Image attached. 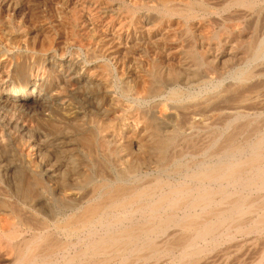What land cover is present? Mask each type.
<instances>
[{"label": "bare ground", "instance_id": "obj_1", "mask_svg": "<svg viewBox=\"0 0 264 264\" xmlns=\"http://www.w3.org/2000/svg\"><path fill=\"white\" fill-rule=\"evenodd\" d=\"M79 1L0 0V264H264V0Z\"/></svg>", "mask_w": 264, "mask_h": 264}, {"label": "rangeland", "instance_id": "obj_2", "mask_svg": "<svg viewBox=\"0 0 264 264\" xmlns=\"http://www.w3.org/2000/svg\"><path fill=\"white\" fill-rule=\"evenodd\" d=\"M59 3H57V2ZM82 1V0H81ZM91 1H94V0H91ZM97 1V4H99L100 5V7L101 6H103L104 4L106 5L107 3L108 4H115V2L117 3V4H119L118 5V8L119 9H116V10H114V11H108V12H102V10H101V12L97 9V15L99 14V15H103V16H99L98 15V19H100V21H99V24L96 22V24H95V28L93 29H91L90 30V32H91V34L93 33V35L95 36L96 35V37H98V36H100L101 34H102V32L104 31V30H106L107 28H109L110 27V24H113V25H119L120 23H121V21H123V15L122 14H126V13H128V12H130V11H133L134 9V11L136 12L137 11V13H139V12H143V11H154V12H158V13H162V12H164V8L162 9L161 7H163V6H161V5H159V4H155V7H154V5H150V6H146V5H142L141 3H139V1H141V0H112V2H111V0H109L110 1V3H109V1L108 0H96ZM106 1V2H105ZM108 1V2H107ZM123 1V2H122ZM128 1V2H127ZM80 3V1L79 0H55V7H56V11H57V8H59L58 9V11L57 12H61V14H64L63 16L64 17H66V13H67V17L66 18H68L69 19V17H70V15H71V17L74 15L75 16V14L77 13V11H78V9H77V5ZM136 2V3H135ZM66 3V4H65ZM104 3V4H103ZM123 3V4H122ZM125 3V4H124ZM128 3V4H127ZM135 3V4H134ZM57 4V5H56ZM65 4V5H64ZM72 4V5H71ZM103 4V5H102ZM127 4V5H126ZM130 4V5H129ZM61 5V6H60ZM63 5H64V7H63ZM158 5L160 6V8L158 7ZM58 6V7H57ZM75 6H76V8H75ZM124 6V7H123ZM136 6V7H135ZM152 6V7H151ZM140 7V8H139ZM143 7H144V9H143ZM64 8V9H63ZM68 8V9H67ZM69 8H71V10H69ZM137 8V9H136ZM146 8H148V9H146ZM154 8V9H153ZM158 8H159V11H157L158 10ZM138 9L140 10V11H138ZM151 9V10H150ZM67 10V11H66ZM69 10V11H68ZM62 11H63V13H62ZM69 12H70V15L68 16V14H69ZM73 12H75V13H73ZM95 12V11H94ZM98 12H100V13H98ZM118 12V13H117ZM109 13H111V14H109ZM119 14H121V15H119ZM80 15V16H79ZM79 15L76 17L75 16V18L73 19V18H71L70 17V20L71 21H73L74 22V25L75 26H78V27H75V26H73L72 27V29L74 30L75 28H77V30L75 29V31H78V30H80V29H82V27L85 29V31H86V33L89 31V24H88V19H87V17H85L86 15H84V14H82L80 11H79ZM119 15V16H118ZM83 16V17H82ZM106 16V17H105ZM108 16V17H107ZM120 18H118V17ZM112 17V18H111ZM115 17H117V18H115ZM122 17V18H121ZM81 18V19H80ZM76 19V20H75ZM86 19H87V22H86ZM118 19V20H117ZM80 20H82V21H80ZM114 20V21H113ZM76 21L77 22H79V23H77V25H76ZM85 21V22H84ZM108 21V22H107ZM84 22V23H83ZM81 23V24H80ZM87 23V24H86ZM103 23V24H102ZM79 24V25H78ZM109 24V25H108ZM81 26V27H80ZM101 26V27H100ZM80 27V28H79ZM100 27V28H99ZM79 28V29H78ZM104 29V30H103ZM96 31V32H95ZM102 31V32H101ZM97 33H99V34H97ZM145 46H147V45H145ZM146 50V51H145ZM170 50V53L172 54L173 52L172 51H175V50H173V48L172 49H169ZM168 50V51H169ZM172 50V51H171ZM151 53H153V52H150L149 51V48H148V46H147V48L146 47H144V51H143V53H142V58L144 59V60H146V66L148 67V68H146L148 71L149 70H152L154 67H156V66H154V65H164V64H167L169 61H168V59L166 60L165 58H160L161 59V61L159 62V56L157 55V54H151ZM148 56H147V55ZM150 54V55H149ZM143 55H144V57H143ZM155 55V56H154ZM153 57H155V59H151V58ZM157 57V58H156ZM150 58V59H149ZM156 59H157V61H156ZM163 60V61H162ZM152 61H153V63H155V64H153L152 63ZM155 61V62H154ZM167 63H166V62ZM150 63V65H148V63ZM162 62V63H161ZM165 62V63H164ZM151 64L154 66L152 69H151ZM150 66V67H149ZM229 78V79H228ZM231 79V77L230 76H227L226 77V79H225V82L227 81V80H230ZM114 80H116V81H114L115 83H114V86H113V92H114V94H116V96H120V98L121 99H123V101H125L126 103H128V104H131V105H133L134 106V104H135V106H134V109H135V111L137 110L138 112H139V110L140 111H142L143 109H147V108H149L150 106L151 107H154L155 106V104L153 105V103H155L156 102V100L154 101V99L153 98H149V100L151 101V102H149V100H146V99H143L142 100V98H140V100H139V98H138V100H137V98H130L129 99V97H127V96H125V95H123V93L121 92L122 90H120L121 89V85H120V83H119V80L114 76ZM118 84V85H117ZM211 84V85H210ZM207 83V84H204L203 86L202 85H199V86H190V87H182V86H176L177 87V89L179 90V89H181V91L185 94V95H194V93L196 94V95H198V94H204V93H206V90H207V92H209V90L211 91L212 89H213V87H214V85H215V83ZM115 86H117V87H115ZM208 86H210V87H208ZM118 87H120V89L118 88ZM200 87V88H199ZM204 87V88H203ZM208 87V88H207ZM119 90H118V89ZM191 88V89H190ZM203 88V89H202ZM210 88H212V89H210ZM195 91V92H193L192 93V91L193 90ZM189 92H188V91ZM200 90H201V92L202 93H200ZM203 90V91H202ZM185 91H187V92H185ZM197 91H199V92H197ZM240 90H238V92H239ZM117 92V93H116ZM189 93V94H188ZM118 96V97H119ZM122 96H123V98H122ZM125 97V98H124ZM233 98H234V95L233 94H229L228 96H227V99L226 100H222V101H220V102H218V103H216V105L217 106H220V105H226V104H228V102H231L232 100H233ZM127 99H129V100H127ZM152 99V100H151ZM136 100H137V102H136ZM128 101V102H127ZM144 101V102H143ZM148 101V102H147ZM140 102H142V103H140ZM138 103V104H137ZM149 103V104H148ZM224 103V104H223ZM139 105V106H137V105ZM142 105V106H141ZM144 106V107H143ZM148 106V107H147ZM137 107H139V108H137ZM137 111H136V113H137ZM186 114V113H185ZM184 114V112H182L181 113V118H180V122H184V120H186V118H187V116ZM185 115V116H184ZM185 117V118H184ZM233 120V121H232ZM228 123H221V124H218V125H215L214 126V128H212V132L210 131H208L207 132V135H208V133H210L209 135L212 137L213 135L215 136V137H219V138H216L217 140L219 139V140H221V141H219V142H216V145H220V142H223L222 140V138L225 136H227L231 131H232V128L230 127V125L231 126H236V125H234L235 124V122L236 121H234V118L232 119H229L228 121H227ZM232 123V124H231ZM228 124V125H227ZM223 125V127H221ZM225 125V126H224ZM227 125V126H226ZM217 127H218V129H217ZM217 130H216V129ZM214 130H216V131H214ZM230 130V131H229ZM219 132V133H218ZM221 132V133H220ZM204 133V131L202 130H200V133H199V135L201 134H203ZM213 133V134H212ZM215 133H218V134H220V136L218 135H216ZM204 134H206V133H204ZM223 134H225V135H223ZM245 136V135H244ZM243 136V134H242V136L241 137H244ZM199 137V136H198ZM198 137L196 136V138L198 139ZM202 137H203V135H202ZM222 137V138H221ZM224 137V138H225ZM241 137H239V138H241ZM225 140V139H224ZM212 149H214V147L213 148H211V150H206L207 151V153L210 155V152L212 151ZM209 151V152H208ZM206 152H203L202 154H200L201 156H199L198 158H203L204 157V159H208L209 158V155L208 154H205ZM207 155V156H206ZM190 157H193L194 158V156H189L188 158L189 159H191ZM188 158H186V160H188ZM191 163V162H190ZM154 173H156V172H154ZM171 175H172V177H173V175H174V173H172V174H170L169 176L168 175H166V176H164L165 178L167 177V178H170L171 180H174V181H177V180H180L181 179V177L179 178V175L177 176V175H174V177L173 178H175V179H172V177H171ZM238 236V237H237ZM237 236L235 235V237H234V239H239V240H241L242 239V237H243V235L241 236V234H237ZM260 239H261V236L259 237ZM227 240L229 241L228 243H224V242H227ZM231 240H233V239H231ZM231 240H229V239H227L226 238V240L225 241H222L221 240V245L218 243V245L216 246V247H218L217 249H219L223 244V246H227L230 242H231ZM223 246L221 247V248H223ZM216 247H212L213 249H212V251H211V249L208 251V252H210L211 254H214L216 251H217V249H215ZM247 248L246 247H244L243 248V250L241 251V254L239 255V257L237 258V259H240L241 261H243L244 259L246 260L248 257H249V255L251 256V255H253L254 254V252H255V249H250V250H247ZM246 251V252H245ZM213 252V253H212ZM244 253V254H243ZM250 253V254H249ZM243 254V255H242ZM248 254V255H247ZM210 256V255H209ZM242 256V257H241ZM248 256V257H247ZM237 259H236V261H237ZM244 260V261H245ZM235 261V260H234Z\"/></svg>", "mask_w": 264, "mask_h": 264}]
</instances>
